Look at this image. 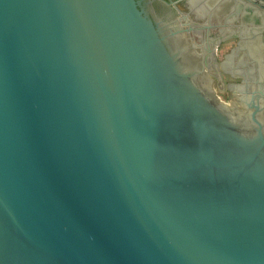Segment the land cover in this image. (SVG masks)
Instances as JSON below:
<instances>
[{
	"label": "water",
	"instance_id": "water-1",
	"mask_svg": "<svg viewBox=\"0 0 264 264\" xmlns=\"http://www.w3.org/2000/svg\"><path fill=\"white\" fill-rule=\"evenodd\" d=\"M250 1L191 43L139 0H0V264H264Z\"/></svg>",
	"mask_w": 264,
	"mask_h": 264
},
{
	"label": "flooded vegetation",
	"instance_id": "flooded-vegetation-1",
	"mask_svg": "<svg viewBox=\"0 0 264 264\" xmlns=\"http://www.w3.org/2000/svg\"><path fill=\"white\" fill-rule=\"evenodd\" d=\"M142 6L149 12V14L156 20L161 21L165 25L172 26L175 30H185V36L189 42L199 41V34L202 32L206 39V29L212 23V17L215 21H219L218 16H212L216 11L217 0H139ZM251 2L250 0H245ZM237 3L236 1L234 2ZM213 6V8L204 10L205 7ZM249 6L242 5V9L248 11ZM236 11V10H234ZM233 13V11H230ZM234 17H237L235 14ZM239 20V19H238ZM214 22V21H213ZM216 23V22H215ZM233 23V22H232ZM232 27V26H230ZM208 30V29H207ZM232 33V29H231ZM192 37L194 38L192 40ZM238 40V38H231V40ZM222 44V43H221ZM220 44V45H221ZM218 46V54L219 47ZM204 48L202 45L195 48L197 54H202ZM234 80V79H233ZM217 81L214 78L213 87L216 89Z\"/></svg>",
	"mask_w": 264,
	"mask_h": 264
},
{
	"label": "rangeland",
	"instance_id": "rangeland-1",
	"mask_svg": "<svg viewBox=\"0 0 264 264\" xmlns=\"http://www.w3.org/2000/svg\"><path fill=\"white\" fill-rule=\"evenodd\" d=\"M236 40L234 39H229L227 41H224L222 42V44L220 45L219 47V54H218V58L219 60H222L224 55L230 51V49L236 45ZM218 52V51H217ZM223 81L225 83H228V82H236L238 81V79H235L233 77H231L230 75L228 74H223ZM234 79V80H233ZM215 80L217 81L216 83V90H217V93L221 96V99L224 100V101H227L229 102V100L232 98V93L230 91H228L227 89H223L222 88V83L220 80H218L217 78H215Z\"/></svg>",
	"mask_w": 264,
	"mask_h": 264
}]
</instances>
